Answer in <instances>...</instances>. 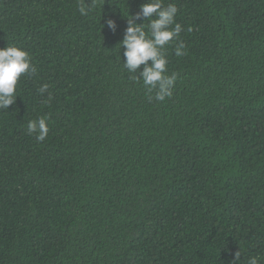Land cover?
<instances>
[{"label":"trees","instance_id":"trees-1","mask_svg":"<svg viewBox=\"0 0 264 264\" xmlns=\"http://www.w3.org/2000/svg\"><path fill=\"white\" fill-rule=\"evenodd\" d=\"M146 2L0 0V48L37 69L0 110V264H264V0H164V101L123 67Z\"/></svg>","mask_w":264,"mask_h":264},{"label":"clouds","instance_id":"clouds-1","mask_svg":"<svg viewBox=\"0 0 264 264\" xmlns=\"http://www.w3.org/2000/svg\"><path fill=\"white\" fill-rule=\"evenodd\" d=\"M82 16H88L95 10L96 0L88 4L80 0L78 5ZM179 8L176 3H168L164 0H147L141 5V9L135 15L127 17V28L120 47L124 48L123 67L128 73L133 74V79L143 82L147 89L149 99L154 93L157 101H164L173 95V89L177 81V73H168V59L166 46L178 40L183 26L176 21ZM141 17L146 18L148 23H139ZM107 26L116 31L117 24L114 19L107 21ZM190 30V29H189ZM176 56L186 54V47L183 42L176 44ZM150 62V63H149ZM141 65L143 68L141 70ZM139 70V75H136ZM37 69L32 64L29 52L20 46L9 45L0 48V110L8 109L17 99L18 82L26 74H34ZM49 85L44 84L39 92L44 94L48 91ZM51 100V96H49ZM50 131L46 118L31 120L27 124V132L35 135V138L43 142ZM241 252L235 255L232 264H239ZM247 264H259L257 257L247 259Z\"/></svg>","mask_w":264,"mask_h":264}]
</instances>
